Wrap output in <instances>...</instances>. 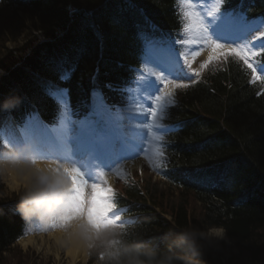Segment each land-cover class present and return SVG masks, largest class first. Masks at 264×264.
<instances>
[{"label": "trees", "instance_id": "obj_1", "mask_svg": "<svg viewBox=\"0 0 264 264\" xmlns=\"http://www.w3.org/2000/svg\"><path fill=\"white\" fill-rule=\"evenodd\" d=\"M224 7L264 20V0H227ZM18 12L29 16L40 38L55 43L30 53L39 38L26 31ZM182 21L178 0H0V98H20L10 110L18 122L35 111L53 124L59 106L35 82L38 76L64 87L73 113L83 114L92 90L116 100L114 92L140 66L145 39L176 36ZM60 32L64 38L55 39ZM250 75L228 57L208 66L198 83L178 90L179 105L165 121L180 129L161 142L165 157L152 160L176 193H163L146 172L117 178L112 201L126 209L146 241L174 235V226L223 225L231 245L245 254L241 264H264V83L249 85ZM205 178L213 180L214 190ZM11 199H0V263L28 224Z\"/></svg>", "mask_w": 264, "mask_h": 264}, {"label": "clouds", "instance_id": "obj_2", "mask_svg": "<svg viewBox=\"0 0 264 264\" xmlns=\"http://www.w3.org/2000/svg\"><path fill=\"white\" fill-rule=\"evenodd\" d=\"M20 102L19 97H9L0 110H11ZM65 167L39 159L29 143L0 141V199L15 196L21 219L38 222L44 232L59 233L55 239L63 250L75 243L85 257H102L99 264H209V256L232 243L223 225L174 226L175 234L161 235L159 243L146 241L135 223L94 226L71 211V180Z\"/></svg>", "mask_w": 264, "mask_h": 264}, {"label": "snow or ice", "instance_id": "obj_3", "mask_svg": "<svg viewBox=\"0 0 264 264\" xmlns=\"http://www.w3.org/2000/svg\"><path fill=\"white\" fill-rule=\"evenodd\" d=\"M227 0H214V8L207 15L201 14L192 8L190 3L183 4L181 15L186 23L183 25L185 33L193 39L202 41L208 49V58L201 65L204 70L214 60L232 57L241 62L245 70L251 73V83L260 81L264 83V20L259 25L255 21L248 20L247 16L236 9L225 8ZM199 53H197L198 55ZM260 58L259 60L257 58ZM196 57L193 56V60ZM165 74L161 78L164 84L163 96L157 95V101H163L160 109L163 110L173 97V90L187 87L184 83H173L175 80L187 79L184 68L180 65V57L175 45L168 46L161 43L153 54ZM192 76H200V71L191 69V61L185 59ZM153 116L156 115L154 111ZM159 139V137H157ZM6 143V142H5ZM8 144V143H6ZM158 150L154 156H159ZM65 173L71 180V211L77 215H83L88 223L94 226L113 225V213L116 204L112 201V189L105 186V172L98 171L99 183L93 181L92 173L85 174L79 167H65ZM90 188V195L88 190Z\"/></svg>", "mask_w": 264, "mask_h": 264}, {"label": "bare ground", "instance_id": "obj_4", "mask_svg": "<svg viewBox=\"0 0 264 264\" xmlns=\"http://www.w3.org/2000/svg\"><path fill=\"white\" fill-rule=\"evenodd\" d=\"M91 26V25H90ZM69 25H67L64 29V31H68ZM91 28H93L91 26ZM94 31L97 33L96 29L93 28ZM136 38H139L141 34H135ZM64 37H62V33H57L55 35V39L61 40ZM191 47H199L198 53L202 56L203 60H207L208 58V49L206 46H203L202 41H199L198 39H193L191 37ZM101 45L98 47L100 48ZM47 75V74H46ZM48 76V75H47ZM141 86L148 88V90L151 91L148 81L144 80L141 83ZM133 94L136 95V99H134V104L131 105V108L128 112H125L124 115L120 116L118 118L119 125L118 128H116V137L119 139V145L113 149V144H110L112 141V138L108 139V144H106L103 147H94L96 146V141L93 137L88 136L86 139L85 135L82 131L77 133L78 135L75 137V142L77 140L76 145H72V151L80 150L84 146V148H89L88 156L89 158H97L98 161L100 160L101 164L103 165L104 169H107L106 167L108 163H111L110 159L111 154H116L120 157L121 155H124L126 158V165L129 169L138 168L141 163L143 162V159L141 157V151L143 150L144 145V134L148 131L157 132L159 130V127L154 123L150 126L145 123L147 115H148V99L150 98V93L148 94L144 90L141 89H134ZM96 117V115H95ZM95 117H92L90 121L87 123V128L83 130V132H88L92 134L94 129L96 128V119ZM118 123H116L117 125ZM121 124H124L127 128L126 130L123 128L121 129ZM36 128H38V139L41 146H46L50 142L55 144L57 148L62 149V145L60 144L59 140V132L57 129L53 128V130L44 128L41 123H36ZM24 138H26L24 136ZM86 139V140H84ZM105 140V139H104ZM24 143H27V140L24 139ZM87 143V145L85 144ZM104 141L102 142V144ZM101 144V145H102ZM65 149V146H63ZM104 148V149H103ZM110 148V149H109ZM107 149V150H105ZM63 150V149H62ZM49 156L50 158L54 159V156L51 154H46V157ZM48 158V157H47ZM83 163L86 165L85 168H83L85 171H88L92 169V162L88 158L83 159ZM68 166V165H67ZM69 167V166H68ZM87 174V172H84ZM107 178V184H112V179L110 176L106 174ZM59 233H51L47 236L44 235H35V236H26L24 239H21L18 241L23 251H25L27 248L33 249V251L37 252L38 254H43L45 257L52 256L57 260L59 263L66 262L67 264H78V263H86V258L84 254L79 250L78 246L74 243L70 248L67 250L61 249L57 243L55 237L58 236Z\"/></svg>", "mask_w": 264, "mask_h": 264}, {"label": "rangeland", "instance_id": "obj_5", "mask_svg": "<svg viewBox=\"0 0 264 264\" xmlns=\"http://www.w3.org/2000/svg\"><path fill=\"white\" fill-rule=\"evenodd\" d=\"M181 3H182V6L185 3H190L192 5L193 9L198 10L203 15H207L214 8V0H201V2H196L195 0L194 1L193 0H181ZM182 9H183V7H182ZM17 16H19L18 19L21 18L27 24L26 27H24V28H26L27 32L33 33V34L35 33V37L36 38L40 35V34H36V29L33 27V23H32V21L30 20L29 17L23 16L20 13H18ZM4 17H11V16L4 15ZM11 47H14V45L10 46L9 49H11ZM193 56L196 57L194 60H193ZM189 61H191V69L193 71L199 69L200 65L203 62L200 54L197 55V53L192 55L190 57ZM146 67L151 72V75L153 77L156 76V77L160 78L161 76H164V73L161 72L160 69L158 67H156L151 62V60H149V63H148V65ZM184 75L186 77H188L187 79L191 78V76H189L188 72L186 74H184ZM184 80H186V79H184ZM175 82H177V81H175ZM175 82H173V83H175ZM94 100H95L96 104L97 103L100 104L99 95H95ZM128 109H126V112L128 111ZM163 110H164V108H163ZM163 110H161L160 108H159V110H156L155 112H157L158 116H155L154 118H152L151 121L156 120V121L159 122L160 119L162 118L161 117L162 116L161 112L163 113ZM113 112H114L113 116L115 117V119L118 118L121 115V113L119 114L118 111H113ZM64 116H65L64 122L60 123V125L58 126L59 127V133H60V135L63 138H65V137L68 138V136L71 135L72 130L76 128V126H75L76 125V121H74L70 117V115H68V113L65 114ZM35 119H36V117L33 118L34 122H35ZM103 121L101 122V124H103ZM8 123L10 124V125H8L6 127L8 135L7 136L2 135V138L9 145H17L19 143H16L15 142L16 140H14L15 134H14V132H12L13 128H12V125H11V121L8 120ZM102 127H103V125L101 126L100 129H102ZM33 129L34 128L32 126L31 130L29 131V135H30V140L32 141V144H33V147H32L33 151H34V153L36 154V156L39 159H44L43 158L44 152H51L53 156L55 155L57 157V160H55L56 162L63 163L65 165H68L69 167H72V166L79 167L83 173L84 172H87V174L92 173L93 181H89V183H92V182L99 183L98 178H96L95 175H94V169H90L89 172L85 171L83 168H85L86 165L83 162H77V163H67L66 162V163H64V162L60 161V158H58L59 155L62 154L64 156L65 153L67 152V150H62L63 146L65 145V140L62 137L60 139V144L62 145V149L57 148L55 145H53L51 143H49L47 146L41 147V146H39L40 144L38 143L37 139L35 138V135L32 133ZM149 145H151V143H149ZM148 153H150V152H148ZM147 156L148 155H146V154L144 155V157H146V158H147ZM146 163H147V160L145 161V164ZM94 165H95V162H94ZM144 166L145 165H143V167ZM127 170H129L131 173H133L130 169H128L127 167H125L122 164V166H119L115 170H111L110 171L111 172L110 173V177L112 175L115 176L118 173H123V171H127ZM141 172H142V168H141ZM84 174L87 177V174L86 173H84ZM113 185H114V183L112 184V186L111 185L108 186L107 182H105V186L108 187V188L113 189ZM90 194L91 193H90V188H89L88 195H90ZM4 198H8V197H4ZM15 203H17V202H15ZM99 227H101V226H99ZM53 232H55V231H53ZM47 234H48L47 232H44V231L41 230V226H37V227H35L33 234H30V235H33V236H35V235H38V236L39 235H44V236H46ZM244 259H245V254H243V251L240 250V249L239 250L236 249L232 245L227 246L225 251L220 252V253H216L215 255L208 257L209 264H241L242 262H244ZM240 260L242 262H240ZM0 264H67V263L66 262L59 263L52 256H48V257L46 256L45 257L43 254H38L37 252L33 251V249H31V248H27L25 251H23V249L21 248L20 244L16 243V244L13 245V247H10L5 252V256L3 257V261ZM78 264H81V263H78Z\"/></svg>", "mask_w": 264, "mask_h": 264}]
</instances>
